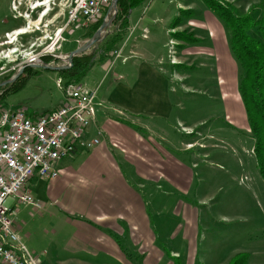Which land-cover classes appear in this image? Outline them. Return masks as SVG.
Listing matches in <instances>:
<instances>
[{
    "label": "rangeland",
    "instance_id": "obj_1",
    "mask_svg": "<svg viewBox=\"0 0 264 264\" xmlns=\"http://www.w3.org/2000/svg\"><path fill=\"white\" fill-rule=\"evenodd\" d=\"M38 1L40 4L47 2V5L31 11L32 3ZM218 1L235 6L231 0ZM196 2L194 19L201 20L199 7H205L201 0ZM178 4L179 0H145L131 11L133 28L127 31L116 49L119 56L109 54L100 62L103 40L92 46L84 54L94 53L95 64L80 82L97 89V101H104L97 110L104 115L120 111V120L112 115L114 122L141 124L142 130L136 127L140 137L161 144L164 152L177 157L179 164L191 171L189 176L181 179L179 191L173 190V194L168 195L164 187L160 195L156 194L157 203L154 204L161 202L164 207L160 217L155 216L153 206L148 208L152 226L159 235L158 248H169L166 234L176 230L181 223L183 214L180 218L173 211V206L178 203L180 213H197L195 253L190 258L191 264H229L235 254L242 252L249 255L248 264H264V180L259 176L254 154H251L253 140L248 128L239 122L237 114L223 112L227 94L223 92L222 82L228 86L233 76L229 72L222 75V49L228 51L237 65L229 48V31L211 13L212 19L222 26L225 37L210 27V32L198 34L199 43L177 42L170 35V27L179 13ZM67 6L68 0H0V96L5 88L9 92L0 100V111L21 108L28 116L35 117L60 105L63 94L58 83L66 82V78L60 76L59 71L25 68L21 75L26 69L36 73L24 76V83L16 91H9L16 81H7L37 54H40L39 63H32L34 66L41 62L47 64L42 59L48 56L51 61L47 65L61 66L54 56L66 57L88 40L84 34L91 25H85L81 17L69 23ZM256 8L260 15L252 14L254 18H264V0H252L246 9L237 11L245 16L246 12ZM107 9L103 13L106 14ZM18 13L22 17H16ZM141 21L139 29L137 26ZM22 30L26 33L15 35ZM114 30L115 26L111 25L105 38ZM143 33L147 40L143 39ZM59 37L63 39L56 46L59 49L43 53V49ZM172 57L173 65L170 63ZM123 59L126 61L122 62ZM151 128L162 129L163 136L169 137L172 145L145 135V129ZM192 141L193 145H187ZM112 149L115 153L121 152L116 145ZM186 206L189 208L183 209ZM34 217L25 209L13 218L17 223L19 219ZM168 260L173 261L172 264H183L185 258Z\"/></svg>",
    "mask_w": 264,
    "mask_h": 264
},
{
    "label": "crops",
    "instance_id": "obj_2",
    "mask_svg": "<svg viewBox=\"0 0 264 264\" xmlns=\"http://www.w3.org/2000/svg\"><path fill=\"white\" fill-rule=\"evenodd\" d=\"M231 2L236 9L244 10L252 0ZM196 5V0H179L177 17L183 11H190L184 15L189 18L176 29L170 27L171 33L188 31L199 43L201 38L198 34L207 30L210 32V27H214L225 37L222 26L212 19V12L204 4L205 8L199 7L203 19H194ZM246 14L260 15V10L256 8ZM130 23L129 15L127 31L133 28ZM142 23L137 28L140 29ZM180 28L183 30H178ZM143 39L147 40V35ZM224 50L222 75L229 72L233 80L228 86L222 82L223 92L227 94L223 112L237 114L239 122L249 130L238 94V66ZM172 60L170 58L171 64L175 61L173 57ZM99 104L101 107L104 101ZM118 112L104 115L97 110L88 135V138L100 140L95 149L76 152L60 161L57 165L60 175L58 173L53 180L33 178L29 181L26 191L37 201V208L9 201L13 208L14 229L30 252L38 256L40 264H172L173 261L168 259L174 260V257H183V264H191L190 258L195 253L197 213H180L178 203H175V215L181 218L183 214V218L176 230L166 234L168 249L156 246L159 235L148 214V208L153 206L155 216L160 217L164 207L161 202L154 204L157 203L156 194H161L164 187L168 195L173 194V190L179 191L181 179L189 176L191 171L180 165L177 157L164 152L161 144L140 137L136 127L142 130L141 124L114 122L112 115L120 120L121 112ZM145 130V135L150 138L157 137L160 142L172 145L170 138L163 136L162 129ZM99 131H102L101 135H98ZM193 144L194 141L187 143ZM115 145L121 152H114L112 148ZM183 171L187 173L183 175ZM25 209L35 215L34 219H19L16 223L13 217L19 216Z\"/></svg>",
    "mask_w": 264,
    "mask_h": 264
},
{
    "label": "built area",
    "instance_id": "obj_3",
    "mask_svg": "<svg viewBox=\"0 0 264 264\" xmlns=\"http://www.w3.org/2000/svg\"><path fill=\"white\" fill-rule=\"evenodd\" d=\"M112 0H68L69 23L78 17L93 25L103 15ZM40 2L30 9L35 12ZM14 10V9H13ZM15 11V10H14ZM16 13V12H15ZM16 17H22L20 13ZM143 38L146 36L143 34ZM63 39L51 42L43 53H53ZM112 54L117 58L119 52ZM40 54L28 59L37 62ZM124 61V60H123ZM68 66V65H67ZM63 100L44 115L30 117L21 108L0 111V263L40 264L38 256L26 247L15 231L10 200L20 205L38 207L26 186L33 178L53 180L58 177L60 161L79 151H90L99 144L98 138H88L89 128L97 113V89L77 82L58 83ZM87 130V138L78 140V132ZM102 131L98 132L101 135ZM253 153V151H251Z\"/></svg>",
    "mask_w": 264,
    "mask_h": 264
},
{
    "label": "trees",
    "instance_id": "obj_4",
    "mask_svg": "<svg viewBox=\"0 0 264 264\" xmlns=\"http://www.w3.org/2000/svg\"><path fill=\"white\" fill-rule=\"evenodd\" d=\"M145 0H119L117 13L112 23L115 26L110 37L103 40V46L99 61L106 59L107 55L116 51L118 45L128 29L130 12L142 5ZM201 2L217 17L223 26L229 31V48L231 55L238 65V94L240 96L246 121L253 140V154L259 176L264 180V18L256 19L252 14L245 16L238 14L234 6L222 4L218 0H201ZM190 11H183V17L173 20L171 29H176L184 23V15ZM105 14V13H103ZM103 17L87 28L84 37L90 39L101 26ZM252 32V34H249ZM178 42L196 43L192 33L187 31L170 33ZM95 54H82L74 57L72 65L66 70L59 71L60 76L66 78V82H80L95 64ZM49 64L51 58L42 59ZM180 67L181 65H177ZM36 71L26 69L16 82L10 86L9 91H16L24 83V76H32ZM9 93V92H8ZM6 88L1 91L0 100L8 94ZM5 95V96H4ZM169 255V253H168ZM179 259V258H178ZM247 253H237L229 261V264H248ZM176 264V263H175Z\"/></svg>",
    "mask_w": 264,
    "mask_h": 264
},
{
    "label": "water",
    "instance_id": "obj_5",
    "mask_svg": "<svg viewBox=\"0 0 264 264\" xmlns=\"http://www.w3.org/2000/svg\"><path fill=\"white\" fill-rule=\"evenodd\" d=\"M118 1L119 0H112L110 6L107 9V12H106L104 18H103L101 26L98 28V30L94 33V35L90 39H88L83 45L79 46L74 51L70 52L66 57L54 56V58L56 60H59L62 63L61 66L52 67V66H49L47 64H44L43 62H41L40 65L34 66V64H32V62L29 61V62H26L25 64H23L21 66V69L17 72V74L14 77H12L11 80L7 81V83H11V82L16 81V79L21 75L23 70L25 68H29V67H38V68H43V69L52 70V71H61V70H66V69L70 68L72 65V60L74 57H77V56H80L81 54H84L92 46H94V45L100 43L102 40H104L106 34L110 33L107 30L111 27V25L115 19Z\"/></svg>",
    "mask_w": 264,
    "mask_h": 264
},
{
    "label": "bare ground",
    "instance_id": "obj_6",
    "mask_svg": "<svg viewBox=\"0 0 264 264\" xmlns=\"http://www.w3.org/2000/svg\"><path fill=\"white\" fill-rule=\"evenodd\" d=\"M46 5H47V2L40 4V7L42 8V7H45ZM25 33L26 32L22 30V31L16 32L15 35L19 36V35H23ZM76 83L70 84V85H77ZM86 138H87V130H80L78 132V140H85Z\"/></svg>",
    "mask_w": 264,
    "mask_h": 264
},
{
    "label": "flooded vegetation",
    "instance_id": "obj_7",
    "mask_svg": "<svg viewBox=\"0 0 264 264\" xmlns=\"http://www.w3.org/2000/svg\"><path fill=\"white\" fill-rule=\"evenodd\" d=\"M36 1V0H35ZM35 2H33L32 4H34Z\"/></svg>",
    "mask_w": 264,
    "mask_h": 264
}]
</instances>
